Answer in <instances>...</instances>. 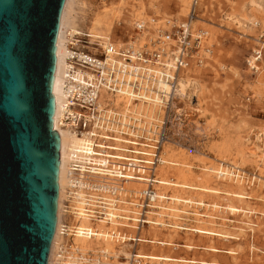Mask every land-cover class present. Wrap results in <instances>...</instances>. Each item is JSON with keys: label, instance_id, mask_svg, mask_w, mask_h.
Listing matches in <instances>:
<instances>
[{"label": "rangeland", "instance_id": "rangeland-1", "mask_svg": "<svg viewBox=\"0 0 264 264\" xmlns=\"http://www.w3.org/2000/svg\"><path fill=\"white\" fill-rule=\"evenodd\" d=\"M131 1L133 0H128L130 3ZM144 1L147 4L145 20L149 22L150 28L145 34L142 32L138 34L134 30V24L129 28L123 24H117L113 27L116 38L121 37L124 41L137 36L139 39H143V44L149 45L164 30L171 32V24L167 25L166 22L178 24L184 21L193 4V0H189L185 13L179 15V9L175 8L177 0ZM249 1H196V18L192 23V29L194 31L202 30L206 33L203 41L204 45L211 49V55L203 67L188 69L184 73L190 84L187 97L178 98L175 105L176 109H181L179 113L182 112L183 121L172 123L169 130L170 142L164 146L169 151H174L175 158L162 154L163 160L174 161L176 165L184 163L191 168L189 176H180L178 171L169 168L168 178L178 182L177 178L180 177V182L187 185H199V187L218 192L214 195L194 192L186 188L175 193L173 190H161L154 186L158 194L175 195L181 199L192 201L201 200L205 204V206H197L178 202L176 206L182 212L176 213V215L178 214L177 217H169V219L164 217L165 223H176V225L187 228L199 227L215 232L222 230V233L236 237V239L200 235L192 233L190 230H175L177 233L174 234L170 233L171 229L158 228L153 225H145L139 228L134 223L136 234L133 236L141 233L139 236L150 239L151 235L149 236V234L157 228L159 232L156 235V240L170 241L171 246L161 247L131 242L133 245L136 244L131 250L132 254H158L174 259L218 264H264V151L262 150L264 142V46H262L264 45V0H252L260 6L259 8L250 6ZM80 2L86 9L83 13L85 17L83 29L86 31L85 26L90 25L93 13L98 12L103 7L110 8L111 5H116L120 1L80 0ZM142 35L144 36L142 37ZM257 47H261L262 51L258 71L254 72L247 66L246 61L251 56L252 51L258 50ZM122 106L119 105V107ZM131 110L137 115H144L142 111L132 108ZM161 116L162 113L158 110L154 117L158 119ZM131 148L128 147L127 149ZM246 148L254 152L255 157L253 159L243 155ZM132 149L143 150L144 148L133 147ZM75 160L79 161L80 156L73 157L71 163H74ZM76 163L78 164L80 161ZM219 165L220 168L233 170L230 172L231 174L239 173L241 175L238 179L240 183L216 178L214 174H211L210 178L204 175L209 172L207 168H216ZM163 166L168 165H161L158 168ZM259 177L263 182L259 181ZM108 182L107 180L106 183ZM126 183L120 198L122 204L123 200L127 203L136 202L140 204V195L144 193L147 186L135 184L139 182ZM237 185L243 187L242 193L247 196V199L237 201L228 195L237 192ZM72 198V194L71 197L66 195L61 204L59 239L53 249L54 264H95V261L99 259L98 264L112 263V260L107 256L102 257L101 254L91 251L80 253L72 248V239L76 232L73 227V220L75 219L73 211L76 208H73ZM166 201L157 200L153 206L165 205ZM213 204L219 207L216 208ZM228 205L238 208L241 212L231 213L227 209ZM129 207L131 209L122 206L119 208L121 212H116V214L118 217H122V215L130 217L127 222L132 223L130 219L135 217L138 211L132 206ZM123 208L129 211L122 213ZM159 211L158 209H150L149 213L151 214L147 215V220H154L156 217L152 215L153 212ZM197 213L216 218L211 220L198 217L196 216ZM99 220L90 218L92 223ZM211 221L214 223L210 224ZM68 227L74 229L71 234L67 232ZM123 232L122 230L121 233L124 235ZM123 241L117 239L115 243L119 244ZM96 243L93 241L92 244L95 245ZM182 245L205 248V250H187L182 248ZM211 248L221 252L212 253L209 251ZM224 251H232L236 255L232 256ZM78 252L86 259L89 258V263L81 260ZM114 261L125 263L128 260L120 255ZM144 261L146 262V260Z\"/></svg>", "mask_w": 264, "mask_h": 264}, {"label": "built area", "instance_id": "built-area-1", "mask_svg": "<svg viewBox=\"0 0 264 264\" xmlns=\"http://www.w3.org/2000/svg\"><path fill=\"white\" fill-rule=\"evenodd\" d=\"M196 1L193 0L184 21L178 24L166 22L167 25L171 24V32L164 30L149 45L118 48L112 43L100 45L98 41H92V37L84 30L72 35L65 45V73L62 84L65 102L61 108L60 127L71 131L76 139H83L85 150L91 149L95 153L100 150L101 156H93L89 151L85 152L86 155L115 161L118 163V171L124 175L130 173L132 178L126 180L113 176L117 181L115 189L110 183L108 187L106 185L109 175H97V166L88 163L82 168L79 163L71 164V194L82 191L86 195L84 209L92 219L105 217V213L109 211L105 200L114 202H111L113 208L118 207L126 182H139L145 184L147 189L141 195V202L137 207L139 213L134 223L139 228L148 225L147 215L158 199L154 186L158 185L156 172L162 165L163 147L170 142L169 130L172 123L183 121V114L179 113L181 109L175 108L179 98L177 81L188 69L203 67L211 55V49L205 46L203 41L206 33L192 29L196 18ZM133 26L138 34L145 29L144 24L139 22ZM256 49L258 53L252 51L251 54L256 60L255 65L250 66L248 62L251 56L246 61L247 66L254 72L258 71L256 65L261 59L262 51L261 47ZM159 81L168 86L166 93L158 90ZM124 92L126 94H123ZM153 96L158 98L157 103L152 101ZM121 98L128 100L132 105L156 104L162 116L154 121H145L144 117L132 110H124L122 113L121 108L124 105L119 107L122 103L117 106L111 102ZM115 139L120 141L116 143ZM115 145L144 149L115 151ZM137 151L151 154L148 156ZM121 153L127 154L129 158L119 160ZM133 159H136L137 163L133 162ZM131 161L135 166L130 168ZM139 167L147 168L142 173ZM140 177L144 178L142 182L138 181ZM74 213L76 214V210ZM78 255L81 260L89 263V258L86 259L80 253ZM136 257L137 255H133V258L127 261L128 264H149ZM99 260L95 261V264H98Z\"/></svg>", "mask_w": 264, "mask_h": 264}, {"label": "water", "instance_id": "water-1", "mask_svg": "<svg viewBox=\"0 0 264 264\" xmlns=\"http://www.w3.org/2000/svg\"><path fill=\"white\" fill-rule=\"evenodd\" d=\"M66 0H0V264H48L57 225L56 42Z\"/></svg>", "mask_w": 264, "mask_h": 264}, {"label": "bare ground", "instance_id": "bare-ground-1", "mask_svg": "<svg viewBox=\"0 0 264 264\" xmlns=\"http://www.w3.org/2000/svg\"><path fill=\"white\" fill-rule=\"evenodd\" d=\"M119 1L120 2L118 4L111 5L110 8L103 7L98 12L93 13L92 19L90 20V25L85 26L86 33H88L92 37V41L96 40L99 42L100 45H105L106 43H112L113 45H115L116 48L123 47V46L141 47L142 45H144L143 39H139L136 36L135 38L132 37V38H128L127 40L123 41L121 37H117V38L115 37L113 27H115L117 24H123L129 28L131 27V25L139 22L141 24H144L145 29L142 31V33L145 34L147 29L150 28L149 22L145 20L147 17L145 16V13L147 10V7H146L147 4L145 3L144 0H133L131 1V3L128 2V0H119ZM188 1L189 0H177L175 8L179 9L180 11L179 15H183L185 13L187 6L189 5ZM248 4L255 8L260 7L258 4H256L252 0H250ZM85 10L86 9L84 8L80 0H66L62 14H61L59 33H58L57 42H56V70H55L54 83H53V95L55 98V113H54L53 126H54L55 131L58 133L60 137V165H59V179H58L59 198H58V209H57V225H56V230H55V236H54V239L51 245L48 264H54L53 249H54L56 241L59 239L58 233L60 232L59 227H60V214H61V209H62V205H61L62 201L66 195H69L71 197V164H73L71 163V160L73 159V157L80 156L79 164H81L82 168L84 167V165L88 163L89 165L93 164V166L98 167L96 169L97 175H100V176L109 175V177H107V180L109 181L108 183H106L107 187L109 183L112 184L113 187L117 185L116 183L117 181L116 179L113 178V176L119 177V178L122 177L126 180L132 179L130 173H126L124 175L118 171L116 167L118 164L117 162L111 161V160H105L103 159V157H93V156H99L100 150H98L97 153H95L93 150L89 149L88 151L91 152V155L93 156L91 157L89 155H86L85 152H88V151L85 150L84 148V145H85L84 140L76 139V137L71 134V131H69L66 128H61L59 125L61 114H62L61 108H62L63 103L65 102L63 90H62V84H63L64 73H65L64 72L65 71V62H64L65 61V45L68 41L71 40L72 35L76 33L77 34L82 33V29L85 23V17L83 16V13ZM67 34L69 35L68 37L66 36ZM143 36L144 35H142V37ZM256 53H258V51ZM168 58H169V55H168ZM255 61H256L255 58L251 56L248 62L251 66V65H255L254 64ZM169 65L170 64L168 63V66ZM256 68H258V64L256 65ZM177 82H178L177 94L179 98L184 99L185 97H187V90L189 89V86H190L189 81L187 77L183 74L178 79ZM157 88L158 90H162L164 93H166L169 90L168 86L163 81H159L157 83ZM123 94H126V93L124 92ZM145 99L148 100V98H145ZM152 101L157 103L158 98L153 96ZM111 102L117 106L119 105V103H122V105H124L123 108H121L123 110L122 113L128 110L130 111L131 108L144 112L143 116L141 114H138V115L142 117L145 116L146 118V119L144 118L145 121H154L156 119V117L154 116L159 110L156 104L146 105V104H141V103H139L136 106H131V108H128L132 104L129 103L128 100H125L122 98L116 99L115 101L111 100ZM99 105L101 108L102 107L101 103H99ZM114 141L118 143L120 140L115 139ZM124 144H127V143H124ZM115 146L116 147H114L113 149L115 151L125 150L128 148L125 145L123 146L115 145ZM100 148L103 149L104 147L100 144ZM262 150L264 151V142L262 144ZM137 152H140V151H137ZM103 153L105 154L106 152H103ZM140 153H145V155L148 154V156L151 154L150 152H143V151H141ZM162 154L164 156L168 155V157L175 158L174 151H169L166 147L163 148ZM180 155L182 156V154ZM243 155L251 159L255 157L254 152L247 148ZM118 156L119 155H117V157ZM118 158L119 160H125L124 158H129V156L127 154L121 153V156H119ZM79 161L75 160L74 163L79 162ZM133 162L137 163L136 159H133ZM133 162L131 161V163L129 164L130 168L132 166H135L133 165ZM162 165H168V166H163L157 169L156 181L158 182V185H155V187L161 190L170 189V190H173L175 193H179V191H183L186 188H189V190L194 191V192L211 193L214 195L218 192L213 189L199 187V185L198 186L187 185L186 183L180 182V179H181L180 177L177 178L178 182H174L172 178H168L169 168L174 169V171H178V174L180 176H189L191 174V168L190 166L184 163H181V164L178 163V165H176L174 161L169 162L167 160L162 159ZM146 168L147 167H144V168L139 167V171L144 173ZM207 170L209 171L207 172L208 174L205 172L206 174L204 175L207 176L208 178H210L211 174H214L216 178L218 177L224 180L228 179L230 181H235V183H238V184L240 183L238 179L241 175L239 173L231 174L230 172H233V170L230 171L228 168L223 169L222 167L220 168V165H219L216 168H207ZM259 178H260L259 181L263 182V180H261V177ZM143 179H144L143 177H140L138 178V181L142 182ZM131 183H135V182H131ZM135 184L143 185V183H135ZM115 189H117V187H115ZM236 189H237V192H232L230 194L228 193L227 194L230 195L232 198L236 199L237 201L247 199V196H245L244 193H242L243 192L242 186L237 185ZM155 196L158 198L157 200L159 201L169 200L170 202L166 201L165 205L162 204L156 207L152 206V209H158L160 211L155 212V213L153 212L152 215H155L156 218H154V220L152 219L153 221L148 219L146 221L148 225H153L158 228L171 229L170 233H174V234L177 233L175 232V230H179V231L190 230V232L200 234V235L216 236V237H221L223 239H236V237L227 236L226 233H222L221 232L222 230L215 232L209 229H202L199 227L187 228V227L176 225V223L175 224L165 223L163 220L164 217L166 218L168 217V219L169 217L170 218L177 217L178 214L176 215V213L182 212L176 206V203L178 202H182V203L190 204V205H197V206H205V204L201 200L192 201L190 199H181L180 197H176L175 195L165 196L163 194H158L157 192L155 193ZM72 200L74 204L73 208L74 209L76 208L75 209L76 214L74 213L75 210L73 211V213L75 214V219L73 220L74 224L73 223L72 224L76 232H75V237L72 239V248H74L76 251H79L80 253H85V252H90V251L94 253L95 252L99 253L102 255V257L104 256L109 257L110 260H112V263L110 264H128V262L119 263L117 261H114L120 255H122L125 260H130L131 258H133V255H137L136 258L144 259L149 264H179V263L180 264H218L214 262L206 263L203 261L174 259L169 256L158 255V254H147V255L139 254V253L132 254L131 250L134 248L136 244L133 245L131 244V242L148 243V244L161 246V247L171 246L170 241H164V240L157 241L156 240V235H158V232H159V229L157 228L155 231L153 229V232L149 234V236L151 235L150 239H146L143 236H139L141 235V233L140 234L137 233L138 234L137 236H133L136 234V229H135L136 225L134 224V222H136L137 220L136 216L130 219L133 223H128L127 221H129L128 218L130 217L125 216V215H122V217L120 216L118 217V215L116 214V212H121L119 211V208H121L122 206H126L129 209H131L129 206H132L133 209L138 211L137 209L138 203L136 202L127 203L122 199L123 200V204H122V201L120 199L118 207L115 209V207L114 208L112 207L113 206L111 204L112 201L105 200V203L107 204L106 208H108L109 211L105 213L104 218H101L96 223H92L90 221V218H91L90 215L86 214V211L84 209V206L86 203V195L82 191H77L73 195ZM213 206L216 208L219 207L216 204H213ZM227 209L231 213L241 212L240 210H238V208H235L232 205H228ZM128 211H129L128 209L123 208L122 213L128 212ZM138 213L139 211L137 212V214ZM196 216L205 217L211 220H214L216 218L211 215L199 214V213H197ZM213 223L214 222L212 221L210 222V224H213ZM72 228L68 227L67 232L69 234H71L72 230H74ZM122 230L124 231L123 233H125L124 235L121 233ZM171 236H170V239H172ZM117 239L118 240L121 239L124 241L119 244H116L115 241ZM93 241H96L97 243L94 245L92 244ZM181 247L186 248L187 250H205V248L192 247L189 245H182ZM209 251L212 253L221 252L220 250H217L215 248H211L209 249ZM224 252L232 256L236 255V253L232 251H224Z\"/></svg>", "mask_w": 264, "mask_h": 264}, {"label": "crops", "instance_id": "crops-1", "mask_svg": "<svg viewBox=\"0 0 264 264\" xmlns=\"http://www.w3.org/2000/svg\"><path fill=\"white\" fill-rule=\"evenodd\" d=\"M83 30H84V29H82V32H83ZM85 30H86V29H85ZM262 46H264V45H262ZM146 244H148V243H146Z\"/></svg>", "mask_w": 264, "mask_h": 264}]
</instances>
